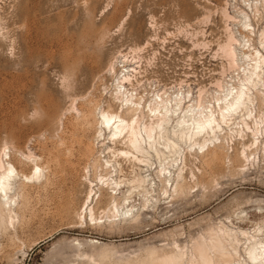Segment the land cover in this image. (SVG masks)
Returning <instances> with one entry per match:
<instances>
[{
  "label": "rangeland",
  "instance_id": "obj_1",
  "mask_svg": "<svg viewBox=\"0 0 264 264\" xmlns=\"http://www.w3.org/2000/svg\"><path fill=\"white\" fill-rule=\"evenodd\" d=\"M229 32L238 40L233 69L220 50ZM263 34L264 0H0V156L5 150L20 177L37 167L42 176L13 186L18 204L14 224L0 229V264H193V256L194 264H264V255L257 263L249 256L264 250L263 145L244 174L241 152L252 137L222 124L206 156L178 142L165 181L152 155L141 170L114 159L109 173L96 106L105 107L117 85L110 62L126 60L135 69L133 99L146 110L162 96L183 100L177 116L193 118L185 107L202 103L196 110L212 106L220 119L218 104L246 88L244 69L264 57ZM254 95L253 117L264 118V96ZM74 127L84 134L82 153L67 149ZM106 176L113 188L124 182L113 190ZM135 177L147 184L134 187ZM115 206L119 217L110 219ZM227 232L235 237L223 239Z\"/></svg>",
  "mask_w": 264,
  "mask_h": 264
},
{
  "label": "bare ground",
  "instance_id": "obj_2",
  "mask_svg": "<svg viewBox=\"0 0 264 264\" xmlns=\"http://www.w3.org/2000/svg\"><path fill=\"white\" fill-rule=\"evenodd\" d=\"M255 10H257V8H255ZM257 11H259V10H257ZM247 14H245V15L248 16ZM246 24H247V22H246ZM247 28H248V30H251L249 27H247ZM246 29L243 31L248 33V31ZM232 33L233 32H231L229 34L227 42L224 43V45H222V46L220 45V50L222 51L223 55L226 56L230 60L229 64H231V67L233 69V67H236L235 63H237L236 62L237 54L235 56L234 52H236V50L234 49L235 48L234 45L238 44V42H237L238 40L235 39V37L233 35L234 33L233 34ZM249 33H251V32H249ZM252 34H251V37H252ZM244 50H246V48H244ZM248 52H250L249 49H248ZM257 56H258V58L252 57V58H254V59H252L254 61V63L251 60V62L253 64H251L252 67H250L251 68L250 72L249 71L247 72V69H244V70H246V72L245 71L244 72L246 73L247 77H246V79L244 78L246 81L244 79H243V81L248 83V85H246V88H244V87L243 88L241 87V89L238 88L239 90L235 91L236 92L235 94H234V92L233 93L229 92L230 94H228V96L225 99H223L224 97L222 98L223 99L222 103L218 104L219 105L218 108H220V111H217V112H221L220 113V119L218 117L219 120L216 118L217 115L215 116V113H214L216 109L214 108L215 109L214 110L212 106H211V108H212L211 111H210V108H206L207 110L209 109V111H210L209 113H207L206 110L203 111L205 109V106L203 105L204 106L203 107L201 102H200L201 105L198 103V106L197 105H187L185 107V108H187V110L189 111V114H191V116L193 118L190 119V117H189L190 115H186L188 112L186 114L184 113L185 117L184 116L182 117V115L177 116L178 111L182 110L183 100L182 99H180V100L176 99L175 104H173V103L168 104L170 98H167V99H169L168 103H167L166 101L163 100V97L159 96V95H158L159 99H154V100H158V101H155V102L151 101L153 103H150L151 105H149L148 109L146 110V107H145L146 105L143 106V104H141L142 102L134 101L135 99L138 100V98L133 99L134 96L135 97L137 96L136 95L137 94L136 85H135L136 75L134 76V74L130 73L131 70L130 71L127 70V67H128L126 65L127 61L122 60L121 64H117L116 61L112 60L109 64V68L107 70H109L111 79L117 80V85L114 88L115 93L114 92H113L114 94L112 93V95L110 96L111 98L109 101H107V105L105 107L101 106V103H98L96 105L97 108L103 107V109H101V110H103V112H100L103 116V117L101 116V118H103V119H101V118L100 119H101V131L104 132L105 137L102 140L108 141L109 147L107 146L108 147V151H107L108 154L107 155H110L109 156L110 159L107 158L108 160H104L103 157L106 156V154L104 156L100 154L101 155L100 158L102 157V159H103V161L101 159V161L103 162V165L101 164V166L105 167L106 171L108 170V172L111 173L112 167H116V166H114L115 165L114 162L116 161L118 166L120 167V166H122L121 165L122 163L120 164L119 161H122V162L129 163L134 167L139 166L140 170H141V167H143V168L148 167V165L150 164L149 163L150 161L149 160L147 161V158L148 157L150 158V156L152 155V156H155L156 160L157 159L159 160V162L161 164V165H159V166H161L160 167L161 172H160L159 176L163 179V181H165V180H167L166 172L169 169L168 168L169 163L175 164L174 163L175 159H174V162H172L173 161L172 160L171 162L168 163L169 160L167 161V159H171L172 157L168 158L167 154H173V153L178 154L179 150L181 151V149L178 148V146L181 145L180 143H183V144L185 143L188 145L190 143L189 150L196 152V153L201 152L204 156H206L210 152L211 148L216 146V144H214L216 141L213 138L218 137L217 136L218 130L220 132L222 131L221 128H223L222 127V124H223L228 128H230L233 125L234 126L237 125V127L233 128V129L231 127V129H232V131L236 130V133H238V135L240 136V139L242 137V139L244 140V138L248 135H251V137H252L251 144L245 145L244 146L245 149L241 152L242 159H243V161H242L243 165L241 167L242 168L241 172H243L245 174V170H246V168H248L247 165H245V163L253 164L254 162L251 158L256 154V151H258L260 149L259 148L260 146H262V145L264 146V140L260 141V139L262 140V138H260V136L262 134L259 136V134L261 132H263L262 129H264V126H263L264 125V118H263V115H262V117L260 115L258 117H253L254 111L252 108V106L254 105V102L256 101L253 98V96L255 97L254 93L259 94L258 96H260V98H261V96H264V92H262V90H263L262 88H264V76H262V74H263L262 73L263 72L262 66L264 65V57L260 56V55H257ZM249 57H251V56H249ZM123 58L128 59V55L127 54L124 55ZM134 59H136V58H134ZM246 62H247V60H246ZM249 62H250V60H249ZM250 63H249V65H250ZM246 66H247V63H246ZM250 68H248V69H250ZM134 70H132V71H134ZM245 73H244V76H246ZM135 74H136V72H135ZM137 83L139 84V82H137ZM128 87H131V89L134 92H131L128 89ZM135 92H136V94H134ZM137 97H139V94ZM161 97H162V100L160 101ZM229 97H231V99ZM216 101L218 103L220 101L219 98H217ZM262 104L264 106V103H261V105ZM197 107H199V108H197ZM200 107H203L204 109L203 110L201 109L202 111L196 110V109H200ZM206 107H207V105H206ZM177 108H179V110ZM185 108H184V110H185ZM217 110H219V109H217ZM127 112H131V113H133V115L130 118H128V116H126ZM205 112L207 114L204 115ZM242 112L244 115L242 114ZM239 113L241 116L243 115L242 117H244V118H241V116H240L239 118H241L242 121L239 123H236V120H238L237 116H239L238 115ZM146 115L148 117L147 121H145L147 119V118L145 119ZM187 116L189 117L188 121L186 120ZM194 117H196V118H194ZM174 120L177 121V125L174 127L175 130L172 132V131H170V126L172 125ZM85 122L87 123V120L84 119L82 124H85ZM240 125H242V126H240ZM234 133L232 132L231 134L233 135ZM219 134H221V133H219ZM83 136H84V134L81 133V131L78 128L74 127V129H72L71 137L69 138L70 143L68 144L67 149L73 153H75V152L76 153H82V151H83L82 147L84 145ZM96 139H98V138L96 137ZM212 139L215 142H213ZM215 139L218 140L217 138H215ZM230 139H232V138L230 137ZM93 142H95V141H93ZM178 142H179V145H178ZM217 143L219 144L220 141L218 140ZM119 145L122 146L123 149H122V147H121V149H118L117 146H119ZM1 153H2L1 154L2 156H0V229L6 230L9 225L14 224L15 216H13V213H14L15 209L13 207L18 204L16 202L17 193L13 191L16 189L13 186L16 185V183H18V181H21L23 183L28 182V181H34V180L38 181L41 179L42 176L40 173L41 169L39 167H37L36 171H34L33 174H31V173L30 174H24L23 173L20 177V174L17 173V171L14 167L15 165L13 166L11 161L5 162L4 157H3V155L7 156V153L5 152V150L2 151ZM174 154H173V156H175ZM180 155H177L178 157L177 156L176 157L179 158ZM30 156L31 155H29V160H30V158H32ZM176 157H174V158H176ZM25 158H28V156H26ZM114 159H115V161H114ZM112 161H113L114 165L111 164ZM177 162L178 161H176V163ZM120 172H123V169H120ZM107 175H108V173H107ZM106 177L107 178H106V180H104L103 184L108 185L107 187H109V185H111V187L113 188V185H112L113 183L111 184V182H110L111 180L109 179L110 177L109 178H108V176H106ZM122 182H124V181L123 180L115 181L114 185H116L117 187L116 188L114 187L113 190H116L118 187H121L120 184H122ZM130 183L134 184L133 185L134 187L139 188V186H142L143 183H145V180H143V178H140V177H138V179L135 177V180L131 181ZM145 184H147V183H145ZM21 195L24 197L23 193H21ZM133 207L134 206L129 205V208L132 209ZM131 209H129V211H127L126 213L128 214L130 211H132ZM111 213H112V215L109 218L110 219L111 218L117 219L119 217L118 207L115 206L113 208V210L111 211ZM131 213H129V214H131ZM83 214H84V212H83ZM83 216H81V218ZM90 216H91L92 221L97 220L95 218L94 209L90 210ZM127 217H128V215H127ZM139 217H140L139 215L133 216V220L137 221V220H139ZM223 232H226V231H222V233L219 232L220 235L223 234ZM216 235H217L216 237L218 238V236H219L218 233ZM233 236L235 237V235H233ZM233 236H231L230 233L227 232L226 234H224L222 236V238L223 239L224 238L231 239L230 237H233ZM222 238L219 237L218 239H215V241H217V240L219 241ZM236 238H238V237H236ZM234 240L235 239H233V241ZM237 240H236V243H238L240 241V240H238V241ZM89 241L92 244H98L99 243V241H97V240H89ZM202 241H204V240H202ZM229 242H231V241H229ZM78 244L80 245L82 243H78ZM202 246L205 247L206 252L210 248V245L209 244L206 245L205 242L202 243ZM256 248H257V246H256ZM261 248H264V247H261ZM180 249H182V248H180ZM193 250L197 251L196 244L194 245ZM182 251H183V249H182ZM248 254H249V252H248ZM183 255H185V254H183ZM263 255H264V250H262L259 254H257L256 251L254 252V250H253L251 252V254H249L253 263H257V260L259 259V257H261ZM193 258H195V257L193 256ZM193 258L191 259L192 260L191 263L194 264V262L196 260L193 261L194 260ZM261 261H262V259H261ZM261 261H260V263H262Z\"/></svg>",
  "mask_w": 264,
  "mask_h": 264
}]
</instances>
